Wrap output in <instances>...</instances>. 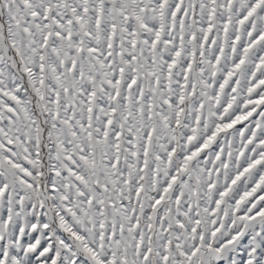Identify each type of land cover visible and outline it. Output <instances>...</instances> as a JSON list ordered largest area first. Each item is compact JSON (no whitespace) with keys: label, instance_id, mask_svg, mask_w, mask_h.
<instances>
[{"label":"snow or ice","instance_id":"1","mask_svg":"<svg viewBox=\"0 0 264 264\" xmlns=\"http://www.w3.org/2000/svg\"><path fill=\"white\" fill-rule=\"evenodd\" d=\"M0 264H264V0H0Z\"/></svg>","mask_w":264,"mask_h":264}]
</instances>
